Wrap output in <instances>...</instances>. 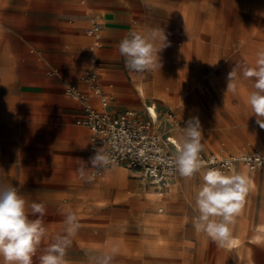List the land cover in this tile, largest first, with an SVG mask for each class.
<instances>
[{
	"label": "crops",
	"instance_id": "1",
	"mask_svg": "<svg viewBox=\"0 0 264 264\" xmlns=\"http://www.w3.org/2000/svg\"><path fill=\"white\" fill-rule=\"evenodd\" d=\"M183 1L187 8L195 6L193 0ZM179 2L0 0V183L16 186L29 205L42 203L45 214L53 206L61 208V200L69 193L90 190L87 177L94 170L87 163L94 156L91 132L76 124L82 107L65 96L64 87L74 84L86 88L81 76L93 67L94 58L114 112L132 109L143 113L155 106L159 115L173 113L150 101L158 100L162 105L167 96L175 98L185 87L203 86L207 91L194 90L187 105L174 116L185 123L197 116L202 139L223 143L209 150L201 142L205 151H228L225 142L251 141L264 148V128L256 122L251 107L238 110L234 106L248 103L249 94L255 91V78L245 79L238 70L236 91H227L232 68L256 67L258 53L264 51V1L203 0L202 4L212 9L201 18L187 14L186 20L175 10ZM135 6L146 13L141 23L158 20V28L168 20L202 24L194 30L190 29L193 26L165 30L170 46L161 54L163 67L158 78L152 71H130L119 52L120 41L131 32L147 34L152 29L137 26L139 20L132 12ZM95 22L102 25L103 32L97 49L87 33ZM141 88L144 94L139 92ZM166 88H172L170 93ZM178 135L180 131L174 132L173 138L180 146ZM251 151L259 150L244 148L240 153ZM80 161L89 168L85 177L78 171ZM153 189L164 197L169 188L163 194Z\"/></svg>",
	"mask_w": 264,
	"mask_h": 264
},
{
	"label": "rangeland",
	"instance_id": "2",
	"mask_svg": "<svg viewBox=\"0 0 264 264\" xmlns=\"http://www.w3.org/2000/svg\"><path fill=\"white\" fill-rule=\"evenodd\" d=\"M193 1L195 6L187 8L180 0V5L175 8L178 14L184 15L183 20H186L187 14L201 18L212 9L203 5V0ZM132 12L139 20L136 23L139 28H144V25L158 28V20L141 23L140 19L146 15L143 8L132 7ZM154 16L158 19V8H155ZM162 25L165 30L180 31L187 26H193L192 30L202 26L200 22L176 24L170 20ZM152 72L158 78V70ZM166 89L167 93L172 90ZM183 89L175 98L167 96L162 105L158 104V100L150 103H155L161 110L170 109L176 115L187 105L194 90L207 91L208 88ZM221 90L225 94L226 88ZM234 106L238 110L250 107L248 103H236ZM177 119L186 126L181 117L177 116ZM180 136H177L179 140ZM201 142L209 150L223 144L213 139H202ZM224 144L229 154L240 153L244 148L264 152L261 144L251 141ZM236 173L247 178L248 193L240 214L230 225L231 236L223 246L197 232L193 225L198 215L195 200L202 185V173L190 179L179 175L171 182L167 194L160 197L135 170L110 167L100 179H87L91 185L89 191H77L64 197L59 205L61 208L53 206L50 213L43 217L30 214V219L41 218L47 229L33 256V264H39L40 255L44 254L53 238L63 234L68 212L75 214L80 227L66 250L65 264H92L91 257L105 253L112 256L111 264H264V167L251 171L241 166Z\"/></svg>",
	"mask_w": 264,
	"mask_h": 264
},
{
	"label": "clouds",
	"instance_id": "3",
	"mask_svg": "<svg viewBox=\"0 0 264 264\" xmlns=\"http://www.w3.org/2000/svg\"><path fill=\"white\" fill-rule=\"evenodd\" d=\"M170 46V41L162 27L153 28L147 34L135 31L122 39L119 52L125 58V66L130 71L143 73L160 70L163 67L162 53ZM256 67L235 65L227 75V91H236L234 80L238 70L245 79L255 78L254 89L248 97V104L256 116V122L264 128V51L258 53ZM180 146L174 159L175 171L181 177L192 178L202 171L200 153L202 151L203 129L197 116L190 117L185 127L178 125ZM92 168L102 170L114 164L104 151L97 148L95 155L90 157ZM86 162L80 161L78 168L81 177H85L89 168ZM232 162L228 161L224 169L209 168L202 172V185L196 194L198 215L193 220L197 232L204 233L213 242L223 246L231 236L230 225L234 223L243 207L248 193V180L232 171ZM89 181L92 180L88 176ZM31 214L43 217L45 206L31 203L18 188L11 184L0 183V258L2 264H33L35 256L47 229L41 218L30 219ZM66 228L63 234H57L53 242L39 257V264H65L67 248L72 244L80 227L74 213L68 212L64 221ZM115 251V249H113ZM92 264H111L112 256L105 253L90 258Z\"/></svg>",
	"mask_w": 264,
	"mask_h": 264
},
{
	"label": "built area",
	"instance_id": "4",
	"mask_svg": "<svg viewBox=\"0 0 264 264\" xmlns=\"http://www.w3.org/2000/svg\"><path fill=\"white\" fill-rule=\"evenodd\" d=\"M87 33L95 40L93 49L99 48L103 38L102 25L93 23ZM98 65L97 58H94L93 67L81 76L86 88L74 84L64 87L65 96L82 107V116L76 124L90 130L93 154L97 148L103 147L114 161V164L102 170L94 169L92 178L101 177L109 167L128 168L138 172L143 181L163 194L179 175L174 166L179 146L173 133L179 131L178 125L184 127L182 122L171 111L159 115L155 106L147 107L143 113L132 109L114 112L111 99L104 92ZM200 159L201 172L209 168L227 170L224 165L228 161L232 162V171L238 166L251 171L264 167V153L260 151L236 154H229L225 150L206 152L203 146Z\"/></svg>",
	"mask_w": 264,
	"mask_h": 264
},
{
	"label": "bare ground",
	"instance_id": "5",
	"mask_svg": "<svg viewBox=\"0 0 264 264\" xmlns=\"http://www.w3.org/2000/svg\"><path fill=\"white\" fill-rule=\"evenodd\" d=\"M141 94H144V90L141 88L139 91ZM153 111V110H152Z\"/></svg>",
	"mask_w": 264,
	"mask_h": 264
}]
</instances>
